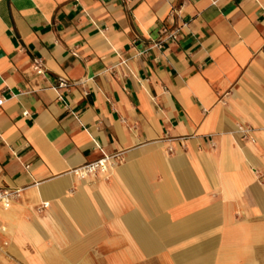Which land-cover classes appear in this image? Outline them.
<instances>
[{
  "label": "crops",
  "instance_id": "0c3cea01",
  "mask_svg": "<svg viewBox=\"0 0 264 264\" xmlns=\"http://www.w3.org/2000/svg\"><path fill=\"white\" fill-rule=\"evenodd\" d=\"M0 97V264L264 258V0H0Z\"/></svg>",
  "mask_w": 264,
  "mask_h": 264
},
{
  "label": "built area",
  "instance_id": "2783aa9c",
  "mask_svg": "<svg viewBox=\"0 0 264 264\" xmlns=\"http://www.w3.org/2000/svg\"><path fill=\"white\" fill-rule=\"evenodd\" d=\"M169 37L173 38L174 35L170 34ZM59 85L66 86L67 84L65 82H61ZM2 103H3V98L0 97V105ZM118 156L119 154L104 156L98 160L92 161L81 167L73 169L72 173L77 177L85 178L86 176L95 174L97 172H105L108 164L112 162L114 159H116ZM19 191H20L19 189H10V188L0 189V204L3 207V209H8L10 207L12 200L16 196H18ZM47 205H48L47 203H44L43 207H46Z\"/></svg>",
  "mask_w": 264,
  "mask_h": 264
},
{
  "label": "rangeland",
  "instance_id": "374dc122",
  "mask_svg": "<svg viewBox=\"0 0 264 264\" xmlns=\"http://www.w3.org/2000/svg\"><path fill=\"white\" fill-rule=\"evenodd\" d=\"M3 246H5L4 244L2 245V246H0V252L2 253V256L4 257V260L6 259H10V258H8V256L6 255V253L4 252L5 250H4V248H3ZM0 253V254H1ZM256 264H264V258H260L257 262H256Z\"/></svg>",
  "mask_w": 264,
  "mask_h": 264
}]
</instances>
